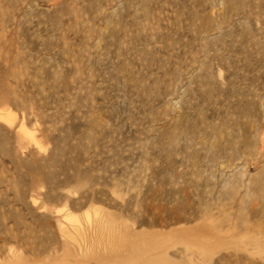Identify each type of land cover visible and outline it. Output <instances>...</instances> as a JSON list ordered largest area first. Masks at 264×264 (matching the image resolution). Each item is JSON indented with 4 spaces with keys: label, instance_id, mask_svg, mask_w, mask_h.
<instances>
[{
    "label": "rangeland",
    "instance_id": "obj_1",
    "mask_svg": "<svg viewBox=\"0 0 264 264\" xmlns=\"http://www.w3.org/2000/svg\"><path fill=\"white\" fill-rule=\"evenodd\" d=\"M0 264H264V0H0Z\"/></svg>",
    "mask_w": 264,
    "mask_h": 264
},
{
    "label": "bare ground",
    "instance_id": "obj_2",
    "mask_svg": "<svg viewBox=\"0 0 264 264\" xmlns=\"http://www.w3.org/2000/svg\"><path fill=\"white\" fill-rule=\"evenodd\" d=\"M1 114L3 115V119L7 120V113L2 112ZM12 117H13V116H12Z\"/></svg>",
    "mask_w": 264,
    "mask_h": 264
}]
</instances>
